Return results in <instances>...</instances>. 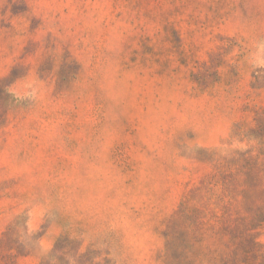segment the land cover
I'll return each instance as SVG.
<instances>
[{
    "label": "rangeland",
    "instance_id": "rangeland-1",
    "mask_svg": "<svg viewBox=\"0 0 264 264\" xmlns=\"http://www.w3.org/2000/svg\"><path fill=\"white\" fill-rule=\"evenodd\" d=\"M0 264H264V0H0Z\"/></svg>",
    "mask_w": 264,
    "mask_h": 264
}]
</instances>
